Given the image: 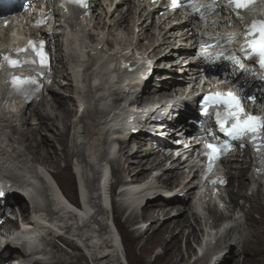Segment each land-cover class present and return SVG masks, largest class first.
<instances>
[{
  "label": "bare ground",
  "instance_id": "1",
  "mask_svg": "<svg viewBox=\"0 0 264 264\" xmlns=\"http://www.w3.org/2000/svg\"><path fill=\"white\" fill-rule=\"evenodd\" d=\"M86 10L88 14H85L86 16L81 20H77L76 30L80 33L75 34L82 38L86 29L93 28L97 32L93 31L86 37L90 40L88 44L78 40L74 41V45L78 49L81 43V47L86 51L87 67L83 68L79 62L81 55L74 54L66 59L60 53L57 55L56 65L58 66L59 63L62 65L58 68L64 84L50 89L51 96L39 95L26 105L16 102L19 108L18 117L9 114L0 117V181H9L14 185L3 189L5 194L0 197V203L4 206L11 205L13 202L20 204L26 211L24 218L29 224L40 229L41 241L49 247L50 257L46 261H37L35 264H78L77 261L87 256L90 264H121L118 256L121 248L125 247L124 240L129 242L126 243L125 252L127 261L132 264V248L144 235H146L145 243L139 248L143 254L141 260L144 264H180L184 255L179 236L173 234V227H181V231L188 220L185 217L178 218L182 210H178L176 215L171 216L167 209H172L175 204L184 203L190 199L197 186L196 172H192V180L183 182V171L186 167L183 166L184 161L176 158L171 162L174 164L173 169L152 177V172L157 171V166L162 160L160 145L162 141L165 142L163 136L165 130L159 131L156 127L151 130L155 141L148 138V131L143 128L128 135L124 134L122 133L123 123L120 125L123 112L118 111L117 107L121 98L131 94H134L137 103L157 100L178 82L179 88L176 94L180 99L175 100L168 107L169 114L165 115L162 123L172 129L171 137L181 132L183 136L178 139H191L190 146L195 147L196 141L191 136L199 131L194 123L200 119L196 98L184 95L183 92L188 84L194 81V76L198 77L196 72L198 63L191 62L194 48L186 47V42L193 39L189 36L191 30L188 29L191 24L167 28L168 23L163 22L153 26L152 23H146L149 13L145 6L142 3L135 4L132 0H90ZM221 24L227 25L228 20ZM51 38L56 40L58 36ZM106 44H110L114 51L106 50ZM128 47L142 50L143 54L148 53L149 56L158 55L160 59L151 65L155 74H145L139 68L140 60L129 52ZM122 57L126 59H121ZM133 58H135L133 61L127 63ZM94 62L98 64L92 66ZM133 69H136L135 72L132 71ZM81 70H83L82 73ZM111 75L116 78L114 84L109 82ZM92 76L99 79V83H90ZM73 77L82 80V88H77L73 84ZM105 93H110L108 97L112 98L111 104L108 100L110 98L102 96ZM78 95L88 103V106L77 119H74L77 113ZM100 104L102 107H99ZM164 105L165 103L161 104L160 109L166 108ZM113 120L116 126L108 128ZM178 126L182 128L177 130ZM110 134L120 136L119 139L114 140L113 158H108L107 138ZM3 137L5 140L1 139ZM66 138L71 142L69 146L65 144ZM55 144H59L62 153H58ZM71 156H75L76 162L81 165V174L87 183L90 199L97 207V216L91 217L93 220L85 223L76 221L58 204L44 181L40 189L43 203L40 205L34 202L32 210L25 206L24 199L16 191V187L27 186L32 177L29 173H35V166L40 165L41 171L54 181L60 197L70 203H77L76 172L71 170ZM171 157L172 155L169 154L163 160L166 161ZM105 159H108L111 164V177L107 178L101 187V184L97 182V174L101 162ZM62 161L65 163L63 167L60 166ZM233 162L236 169L235 172H229V177L232 183H238V191L231 189L228 185L220 198L227 209L230 208V202L223 200L227 194H232L234 202L237 198L253 202L251 209L246 213L250 227L253 207L264 201V180L262 182L255 175L254 167L250 163L251 159L247 154L233 158ZM147 176H150L149 184L144 185ZM247 182L258 183L257 191L247 192L249 190ZM118 185L123 186L124 191L119 193L120 199L117 202H112V218L122 244L115 246L113 237L107 231V224L102 218H97L106 212L97 204V199L100 198L102 189L108 195L109 192H114ZM242 190L245 191L241 193ZM204 197L206 200L203 203L208 204L213 221L215 223L221 221L223 215L211 206L209 194L205 192ZM189 207L192 209V204ZM127 210V217L122 220V214ZM81 211L84 212V209ZM261 211L264 216V209ZM193 216L195 221H198L197 213L193 212ZM128 224L134 229L126 228ZM16 225V221L7 218L2 227L10 230ZM262 225L263 220H260L257 228L251 231L256 239L255 256L244 261L248 254L245 245L250 242V232L249 235H241L240 238L235 239L234 247L231 244L228 245L232 259L236 256L233 248L238 246L239 254L244 256L242 264L249 262L262 264L264 236L258 235ZM238 227H241L240 222L230 226L227 235ZM168 233L169 235L166 236ZM191 235L194 238L197 237L194 231ZM55 239L73 250L72 258H76L74 262L70 260L71 257H66L68 252L62 253L63 249L55 244ZM158 246H162L163 254L157 255L155 260L150 262L146 255ZM4 251L5 256L2 255ZM16 251H19L18 247L7 241L0 244V264H11L12 255ZM187 251L190 253V248ZM45 254V251L36 249V252H32L29 257L43 258ZM218 264H225V262Z\"/></svg>",
  "mask_w": 264,
  "mask_h": 264
},
{
  "label": "snow or ice",
  "instance_id": "2",
  "mask_svg": "<svg viewBox=\"0 0 264 264\" xmlns=\"http://www.w3.org/2000/svg\"><path fill=\"white\" fill-rule=\"evenodd\" d=\"M68 3L78 5L81 8H87V0H67ZM191 0H189V3ZM261 5L259 9L260 17L253 20L246 29L245 43L242 45V51L245 53V59L254 61L261 69H264V0H228L229 8L240 16L241 10H255L256 5ZM181 6V0H171V7L177 9ZM203 18V16H201ZM207 48L209 45H201ZM45 42L38 43L29 40L23 48H16L17 54L14 58L12 55L4 54L0 61V68L4 67L7 62L8 68L5 69L6 74L11 77V87L16 92L23 94L26 98L38 92L41 84L38 79L32 77H17L11 75V70L21 67H35L41 75L48 66V57L44 51ZM32 54L35 58L29 59ZM237 60V58H230ZM252 99L251 96L245 97ZM202 111L208 115L210 109L215 110V123L219 126L220 132L230 137L232 141H248L253 146L254 152L261 158L264 163V116L254 115L247 112L242 103L241 97L232 91L211 92L203 95L200 101ZM243 146V145H242ZM206 151L204 153L208 160L206 171H210L214 163L219 160L228 150L229 145H219L214 143H206L204 145ZM212 183L224 184L223 178L213 180ZM5 193L0 191V196Z\"/></svg>",
  "mask_w": 264,
  "mask_h": 264
},
{
  "label": "rangeland",
  "instance_id": "3",
  "mask_svg": "<svg viewBox=\"0 0 264 264\" xmlns=\"http://www.w3.org/2000/svg\"><path fill=\"white\" fill-rule=\"evenodd\" d=\"M72 132V131H71ZM69 137L71 138V133L69 135ZM65 144L66 145H70L71 142L68 138H66L65 140ZM55 148H58V153H62V148L59 146V144H55ZM46 151V148H45ZM75 159L76 161V157L75 156H71L70 157V163H72ZM64 162H60V166L63 167L64 166ZM71 165V164H70ZM71 170L73 171L72 165H71ZM157 172H152V177L157 176ZM247 184L249 185V190L247 192L252 193V192H256L258 186L253 185L251 182H247ZM77 187V184H76ZM229 187L232 189H234L235 191H238V183L235 182H231ZM76 191V189H75ZM245 190H242L241 193H243ZM77 193V192H75ZM98 194V193H96ZM191 199L187 200L184 203H177L175 204L172 209H167L168 212H170V215H176L178 210H182V214L178 217V218H187L188 223L185 224L184 226H182V230L180 231L181 227H173V234L174 235H178L179 236V240L181 241V249H182V253L184 255V259L181 261L180 264H218L219 262H225V264H235L236 262L238 264H242L243 263V255L239 254V247L235 246V248H233V251L235 252L236 256L235 258H231V252H230V248L228 247L229 244H231V246L234 247V243L233 241L235 239L240 238L241 235H249V233L253 230L254 228H257L258 226V222L260 220H263V225L261 226L258 235L264 236V216L262 214V211L264 209V201L261 203H257L255 204V206L252 209V213L250 215V227L248 226V220H247V216L246 213L248 212V210L251 209L253 202L249 201V200H245V199H239L237 198V200L234 202L232 201V194H227L224 196L223 200H226V202H230L227 205L230 206L229 209L224 208L222 206V210L224 213H230L235 214L236 215H241L240 218L235 219L234 218H228L227 224H236L237 222L241 223V227H238L232 231L229 232V234L227 235V231L229 227H226L225 229H223L221 232L217 233V231H215V235H214V239H213V243L208 244L205 250H202L199 248V245L203 239V234L206 232L207 229H210L212 226H216L214 224L213 218L210 216V212L209 210H207L206 208L203 210V212H200L199 219L198 221H195L194 216H193V212L194 209L192 207V209H190L189 205L192 204V201H190ZM98 201V199H97ZM191 202V203H190ZM193 206V205H192ZM235 213H234V212ZM149 212V210H148ZM106 213V214H105ZM103 216H98V219H101L102 217H105L107 215H109V212L106 211ZM161 216L159 217V219L161 220ZM123 220V218H121ZM105 222V221H103ZM129 225V226H128ZM127 226H125L126 228L128 227L129 229H134V227L132 228V226L130 224H128ZM145 224H143L144 226ZM173 226V225H171ZM253 229V230H252ZM202 230V231H201ZM192 231H194V234L197 236L194 238L193 235H191ZM252 232L250 233V242L245 245L246 248L248 249V254L246 255V260H248L249 258H253L255 256V252H254V246H255V238L252 236ZM181 234V235H180ZM214 234V233H213ZM168 234H166V236H168ZM145 237L146 235H144L143 237H141L139 239V241H137L134 245V247L132 248V254H133V263L132 264H144L141 260L142 257V251L139 249L142 245H144L145 243ZM199 239V241H198ZM225 241V242H224ZM253 241V242H252ZM55 244L57 246H59V248L63 249V252L65 251L68 252L66 257H73V250L69 247H67V245H65L64 243H62L60 240L55 239L54 240ZM58 243V244H57ZM126 243L128 244L129 242H127L126 240H124V245L125 247L122 248L120 250L121 255L118 256L119 261H121V264H130L127 261V257H126ZM250 244V245H249ZM190 248V253H188L187 249ZM52 251V250H51ZM52 253L54 254V252L52 251ZM70 254L72 256H70ZM163 254V248L162 246H158L155 249L151 250L150 252L147 253L146 258L150 261L153 262L155 260V257L157 255H162ZM205 254V255H204ZM206 254H208V256L206 257ZM55 255V254H54ZM58 255V254H57ZM50 256V254H46L45 257ZM87 256V255H86ZM62 257V256H61ZM89 257L87 256L84 258H81L80 261H77L78 264H90L89 263ZM73 262L76 260V258H72L70 259ZM262 264H264V257L261 259ZM249 262V261H248ZM245 264H250L249 263H245Z\"/></svg>",
  "mask_w": 264,
  "mask_h": 264
}]
</instances>
